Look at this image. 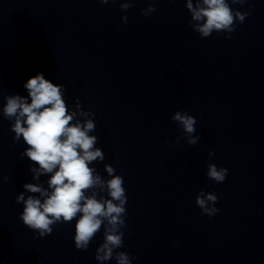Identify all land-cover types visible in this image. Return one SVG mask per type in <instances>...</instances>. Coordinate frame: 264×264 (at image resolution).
<instances>
[{
	"label": "clouds",
	"instance_id": "1",
	"mask_svg": "<svg viewBox=\"0 0 264 264\" xmlns=\"http://www.w3.org/2000/svg\"><path fill=\"white\" fill-rule=\"evenodd\" d=\"M102 5L120 3L122 12L132 8L134 0H98ZM151 0L148 7L141 10L147 18L156 12ZM172 2V0H170ZM247 0H185L191 19L189 24L201 39L213 32H223L231 39L237 23L242 24L249 12H241L230 5L241 7ZM127 23L126 15L121 17ZM28 96L19 94L4 97L0 114L11 121L14 142L21 138L27 145L20 158L27 157L31 162L29 171L34 183H25L23 192L16 196V202L23 204L19 219L23 224L38 233V238L50 235L57 224L75 223L74 243L78 250L86 251L97 233L103 228V242L96 248L95 260L104 264L115 260L116 264H132L135 257L124 251V232L127 227V196L124 178L116 170L105 164L109 179H104L91 166L93 162H103L105 154L97 147L98 137L90 135L96 130L92 117L95 113L85 111L79 98L74 108L69 110L64 99L66 88L45 79L42 73L30 77L23 85ZM0 95H3L0 90ZM78 118H83V121ZM171 120L182 129L183 135L177 137L187 144L196 145L200 139L196 133V118L187 111H176ZM167 143V141H165ZM214 152L209 151V157ZM228 175V169L217 167L215 163L207 165V178L222 183ZM41 176H47L41 181ZM5 182L8 177L3 178ZM45 183L47 187H45ZM107 194L106 196L104 194ZM27 194V195H26ZM218 197L203 189L197 194L195 203L202 215L213 217L219 209L215 207ZM78 217V218H77ZM37 238V237H34Z\"/></svg>",
	"mask_w": 264,
	"mask_h": 264
}]
</instances>
